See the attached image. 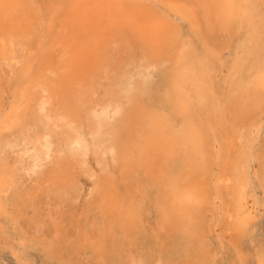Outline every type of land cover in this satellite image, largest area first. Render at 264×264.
<instances>
[{
	"label": "bare ground",
	"instance_id": "bare-ground-1",
	"mask_svg": "<svg viewBox=\"0 0 264 264\" xmlns=\"http://www.w3.org/2000/svg\"><path fill=\"white\" fill-rule=\"evenodd\" d=\"M1 252L264 264V0H0Z\"/></svg>",
	"mask_w": 264,
	"mask_h": 264
},
{
	"label": "rangeland",
	"instance_id": "rangeland-1",
	"mask_svg": "<svg viewBox=\"0 0 264 264\" xmlns=\"http://www.w3.org/2000/svg\"><path fill=\"white\" fill-rule=\"evenodd\" d=\"M4 255V256H3ZM1 257H5V260H7V262L8 263H10V264H15L14 262H15V260L9 255V254H7V253H0V259H1ZM2 263V262H1ZM250 264H253V261H251L250 262Z\"/></svg>",
	"mask_w": 264,
	"mask_h": 264
}]
</instances>
